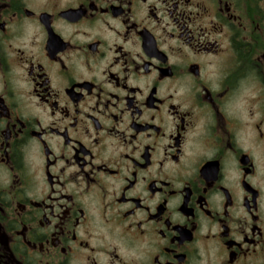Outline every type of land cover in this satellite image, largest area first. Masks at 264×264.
I'll list each match as a JSON object with an SVG mask.
<instances>
[{
    "label": "flooded vegetation",
    "instance_id": "af4514ba",
    "mask_svg": "<svg viewBox=\"0 0 264 264\" xmlns=\"http://www.w3.org/2000/svg\"><path fill=\"white\" fill-rule=\"evenodd\" d=\"M0 264H264V0H0Z\"/></svg>",
    "mask_w": 264,
    "mask_h": 264
}]
</instances>
